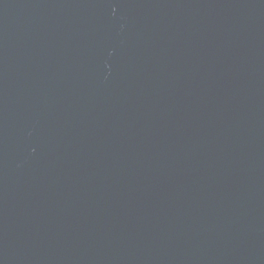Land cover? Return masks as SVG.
Masks as SVG:
<instances>
[{
  "label": "water",
  "instance_id": "obj_1",
  "mask_svg": "<svg viewBox=\"0 0 264 264\" xmlns=\"http://www.w3.org/2000/svg\"><path fill=\"white\" fill-rule=\"evenodd\" d=\"M0 264H264V0H0Z\"/></svg>",
  "mask_w": 264,
  "mask_h": 264
}]
</instances>
